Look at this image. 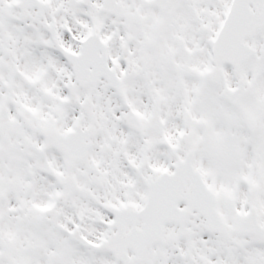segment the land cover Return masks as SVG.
<instances>
[{
	"label": "snow or ice",
	"instance_id": "6c2138e0",
	"mask_svg": "<svg viewBox=\"0 0 264 264\" xmlns=\"http://www.w3.org/2000/svg\"><path fill=\"white\" fill-rule=\"evenodd\" d=\"M0 264H264V0H0Z\"/></svg>",
	"mask_w": 264,
	"mask_h": 264
}]
</instances>
